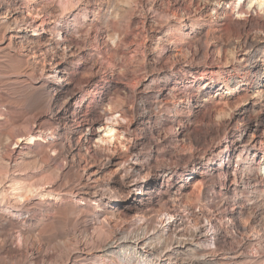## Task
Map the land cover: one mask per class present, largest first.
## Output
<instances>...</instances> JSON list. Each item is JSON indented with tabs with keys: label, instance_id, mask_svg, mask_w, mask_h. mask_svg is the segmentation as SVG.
<instances>
[{
	"label": "bare ground",
	"instance_id": "6f19581e",
	"mask_svg": "<svg viewBox=\"0 0 264 264\" xmlns=\"http://www.w3.org/2000/svg\"><path fill=\"white\" fill-rule=\"evenodd\" d=\"M20 1L10 0V6L0 4V100L4 105L0 103L5 107L0 111V120L5 119L10 126L18 123L21 126L20 134L12 137L14 147L0 157V264H139L130 262L134 254L131 251L136 246L144 249L146 262L143 263L150 256L160 262H171L176 260V254L154 244L156 236L170 243L191 233L199 242L209 239L212 242L215 231L209 235L208 231L215 217L207 214L200 220L192 210L189 217L186 215L184 204L190 197V192L186 193L189 178L182 175L173 182L172 174L163 164L175 158L176 150L186 151L188 125L179 122L178 128L172 130L173 121L168 120L165 125L170 127L164 131L169 133L170 129L169 136L157 135V139L141 142L135 133L134 121L120 123L127 109L112 107V100L95 97L96 93L89 96L96 79L104 77L114 80L133 98L146 97L156 87L154 67L175 62L179 55L170 27L174 28V23L185 25L188 17L180 16L177 20L170 17L161 24L154 12L161 10L167 14L168 7L162 8L156 0H134L135 6L143 11L142 17L139 15L138 33L142 32L144 39L137 44L125 39L118 27L102 26L103 29L97 28L90 34L97 26V15L108 16V7L100 0L95 4L90 0H58L66 7L58 6L61 11L57 16L52 15L54 7L50 1ZM220 1L230 7L228 12L218 3L223 19L228 13L244 12L240 0ZM254 1L264 15V0ZM203 11L210 10L203 8ZM79 14L82 22L75 24L70 36L68 29L57 28V20L66 15L76 18ZM251 39L235 53L238 65L248 63L253 49L257 51L263 43L262 39ZM48 51L54 53L50 60L45 57ZM58 56L59 61H55ZM140 58L150 60L152 68L135 75ZM88 59L92 60L90 68L95 72L89 80L80 83L76 74L87 73ZM101 59L108 60L109 67L106 64L103 68ZM215 69L210 67L208 78L200 80L202 102L232 93L235 79H228L223 73L219 74L220 79L212 74ZM252 69L259 75L260 88L244 90L245 102L236 117L245 119L250 138L243 144L231 143L228 150L234 158L223 155L227 163L223 183L233 207L227 210L221 201L216 208L226 223H234L244 235L239 242L235 240L237 245L232 253L222 258L231 262L221 260L219 264L264 262L261 261L264 226L259 217L264 201L242 191L246 176L254 188L264 190V56L254 60ZM175 95V85L166 84L158 89L155 103L166 106ZM92 103L100 107L98 115L89 109ZM60 122H72L73 127L61 128ZM217 131L214 129L195 143L191 157L215 149L213 135ZM3 133L8 135L9 131L6 129ZM46 134L51 140H47ZM171 138L176 143L170 148L167 144ZM36 141L42 144L32 153L30 146ZM147 152L154 153L164 166H154L151 170L145 159ZM242 154L251 157L249 163L241 159ZM97 155L100 157L95 159ZM251 163L255 166L249 168ZM125 224L140 225L139 233L119 238L118 231ZM180 242L177 244L185 245ZM258 251L261 253L256 254ZM114 254L123 261L117 263L112 257Z\"/></svg>",
	"mask_w": 264,
	"mask_h": 264
},
{
	"label": "rangeland",
	"instance_id": "374dc122",
	"mask_svg": "<svg viewBox=\"0 0 264 264\" xmlns=\"http://www.w3.org/2000/svg\"><path fill=\"white\" fill-rule=\"evenodd\" d=\"M9 1L10 0H0V4L4 5L5 3V5L10 6L11 3H9ZM23 1L24 0H21L20 2ZM44 1H50L52 3L53 7L55 8L52 9L53 16H57L60 13L61 8L63 7L62 9H64L66 7L62 6L63 4L58 0ZM101 1L104 2V4H106L108 7V16L99 13L97 15L99 20L97 19L96 21L97 26L91 29L92 31L90 30V34L93 35L94 32L98 29H101L102 26L103 28L108 26L110 29L111 27L112 29L119 28L124 34L125 39L133 41L137 44H141L144 39V35L142 32L138 33V27L141 26L139 23L141 21L143 11L138 5L135 6L136 2H134V0H100L99 2L101 3ZM156 1L162 8L168 7L170 9L167 14L161 12V10L154 12L159 23H165L170 19V17H175L176 19L174 18L173 20H177L180 18V16H187L189 21L185 25H178L177 23H174V28L170 27V32L172 33V37H174L176 40L180 52L178 53L179 55L177 56L175 62L169 61L167 64L165 62V65L162 64L161 68H157L158 65L154 67L157 73L156 87L153 89L155 91H150V93H148L146 97L142 99L133 98L129 91H123L120 89V85L114 80L102 77L100 79H96V86L91 89L92 93L89 96L93 97L96 93L95 97L101 98L102 100L107 98L112 100V107H116L117 109H127L128 111H126L127 113L124 117L125 119H122L120 123L122 125H126L125 122L130 120L134 121L135 133L141 142H149L150 140L152 141L153 139H157L159 135L160 137L167 136L168 134L170 135V129L168 130L169 133L167 132L168 134L165 132L170 127L165 125L168 120L173 121V128L171 127L172 130L178 128L176 123L178 125L179 122L183 124L186 123V125H188L189 137H187L189 142L186 143V151L182 152L180 150H176L175 153L178 155L175 154V158H172L173 160L171 159L168 161H163V164L167 168L168 172L172 174L173 182H177L182 175H185L189 178L188 185L190 186L187 188L188 191L186 190V193L190 192V197L188 198L186 204H184L186 210L185 213L189 217L190 212L193 211L195 214L197 213L196 215L200 220L201 216L203 217L207 214H211L210 217H215V222L212 223L211 228L208 231V235L210 232L214 231L215 235L211 237L212 242L210 239L209 241L201 242L200 240L199 242V239H197L198 237L195 238L190 233L186 237L177 239L174 238L170 243L166 241L164 237L158 235L154 239L156 240L154 244L158 245V247L161 249L166 248L168 252H174L176 254V260L171 262H160L158 259H156V257L150 256L149 261H147V263H143L144 261L146 262L143 253L144 249H141L140 246H136L133 251H131L134 252V254L131 255L130 262H139V264H219L221 260L231 262L230 259L222 258H225L226 256L230 255V253H232L233 249L237 245V241L239 242L244 234L242 235V232L234 225V223L232 224L231 222L232 225L230 223H226L227 221L223 220L225 217L221 215V213H216V208L221 201H224L223 205L227 208V210L233 207V201L230 198L231 195L225 191V185L223 183L226 176L227 165L223 155H227V158L228 156L229 158H234V154L228 150L231 143L236 142L243 144L250 138V135H247V124L245 119H236V117L237 113L241 112L240 108L245 102L244 99H242L245 93L244 90H247L248 88L250 91L252 89L258 90L260 88L259 82L257 81L259 75L255 74L254 70L252 69V65L257 57L262 58L264 56V15L259 12L258 7H256V1L254 0H240L239 4L242 6L241 9L244 12L240 15L228 13L225 15L226 17H224V19L222 18L223 16L219 14L220 8H223V10L225 9L229 12L230 7H228V5L224 2L223 4L220 0ZM92 2L94 4L99 3L98 0H90V3ZM180 2L182 3V6L179 7L178 4ZM218 3L221 7L218 6ZM58 6L61 8L59 7V9ZM203 8H208V10H210L209 13H205ZM128 9L131 10V12ZM114 15H116L118 18L114 19L112 17ZM166 16L167 18H165ZM78 17L73 18L66 15L65 18L56 21V26L59 29H68L67 31L70 32L75 24L82 22V15L79 14ZM107 17L109 20H107ZM128 18H131V21L128 20ZM70 35L71 32L69 33V36ZM247 39H251L253 41L262 39L263 43L257 48V51L253 49L252 55L248 58V63L245 62L242 65H238L234 59L235 53L239 47H244L246 45ZM243 43L245 44L243 45ZM16 47L20 48V45H17ZM53 54V51H48L45 57H48L47 59L50 60ZM59 58V56L55 57L54 60L59 61ZM139 60L140 61L137 63L138 67L135 69V75H139L145 68H152V63H149L150 60H147V58H140ZM80 62H83V60ZM99 63H103V68H105L106 64V68L109 67L110 64L106 59L99 60ZM86 64L89 68L87 73L84 74L85 71H79V73L76 74V78L80 83L89 80L93 75L92 73L95 72L93 68H90L92 60H86ZM212 66L216 67L212 73L215 74L216 77H219V74L223 73V76H227L228 79H235L236 82L233 84V90L231 94L224 93L223 95H216L212 100H209L208 102H202L200 101L202 99L200 94L202 86L200 80L208 78V74L210 73V70L208 69ZM101 73L102 70L99 71V74ZM219 78L221 79V77ZM166 84L175 85L177 95H175L174 98H169V102H167L168 106H161L159 103H155V97L158 89ZM0 102L4 105L2 100H0ZM1 103L0 111H3L5 107H3ZM93 105V103L92 105L89 104V109L92 110L93 115H98L100 107H95ZM72 124V122H60L59 127L70 129L73 127ZM6 129L9 131L8 135L11 137L4 135L3 131ZM214 129H218V134L213 135V141L215 140L213 147H216V145L217 147L215 149L210 148L205 153H203V155L199 154L197 156L195 155L194 157H191V155L195 152V150H193L195 143L199 142L201 139H203L204 135L208 134L209 132L211 133ZM20 131L21 126L19 123L15 124V126H10L7 125V121L5 123V119L0 120V157L3 155V153L5 155L8 150L14 147V139H12V137L14 135H19ZM46 136L47 140H51L49 134H46ZM174 142L175 139L171 138L168 141L167 146L170 148L174 147L176 143ZM41 144L42 143L39 141H36L35 144L30 146L31 152L36 153ZM177 151L180 152V154ZM96 157L95 159H98L100 155H97ZM250 158V156L247 157L245 154L241 155V159L246 160L248 163L250 162ZM145 159L147 160L148 166L152 168L151 170H153L154 166L163 165L161 161H157L154 153L152 154L147 152L145 154ZM257 159H260V154L257 156ZM1 163L2 160L0 158V166H2ZM251 164L249 168L255 166V163ZM246 178L244 177V182L242 180V191L244 190V195L252 193L254 194L252 196L257 198L256 200L263 199L262 201H264V190L262 188H259V190L254 188L250 180H247ZM260 194H262V196ZM225 199L228 200L226 201ZM259 217L261 221H263L262 223L264 226V209L261 210V215ZM207 218L208 217L205 219ZM138 224L122 225L118 231V237L126 239L132 236L131 234L134 232L137 233L140 227ZM202 234H204V232ZM213 237L216 238L214 239V242ZM218 237L219 239H217ZM178 239L180 240L177 241ZM221 239L225 241L222 242ZM235 240L237 241L235 242ZM177 242L185 245L181 246L177 244ZM257 253L261 252L258 251L256 254ZM112 257L117 263L123 261L122 257H118L115 254L112 255ZM261 261H264V259ZM263 263L264 262L261 264Z\"/></svg>",
	"mask_w": 264,
	"mask_h": 264
}]
</instances>
